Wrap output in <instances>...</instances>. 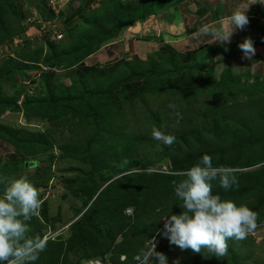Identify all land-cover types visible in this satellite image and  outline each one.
Returning <instances> with one entry per match:
<instances>
[{
    "label": "trees",
    "instance_id": "obj_1",
    "mask_svg": "<svg viewBox=\"0 0 264 264\" xmlns=\"http://www.w3.org/2000/svg\"><path fill=\"white\" fill-rule=\"evenodd\" d=\"M15 1L0 0V45H10L14 36L25 31ZM166 2L102 0L100 6L81 17L77 27L63 29L62 40H47L39 45L26 42L13 50L15 56H9L0 63V117L10 112L22 114L27 121L39 116L40 121L47 119L52 124L63 125L67 123V115H72L77 119L74 127L85 129L86 139L73 140L72 136L70 141L58 147L60 160H67V154H73V160L83 166L65 169L67 176H63L62 181L68 193L82 203V209L77 210L75 216L87 209L68 227L67 236L48 239L46 250L35 264H81L94 258L109 260L112 264H135L133 258L139 249L163 231V216L179 214L183 210L172 182L182 179L180 173L205 154L212 157L215 167L242 170L258 165L247 173L237 171L238 186L228 190L214 181L213 194H219L222 199L232 200L237 205L247 204L259 214L257 223L264 221V80L242 82L229 71L213 79L215 66L228 63L227 58L230 57L222 54V48L214 47L209 48L210 57L195 63L186 61L182 64L176 54L169 51L165 66L156 62H124L114 73H107L99 67L85 68V72L80 74L73 72L75 66L105 43L117 38L135 21L142 22L157 13H164ZM36 3L41 15L52 18V14L45 11V0H36ZM215 54L222 58L214 61ZM41 66L46 68L39 79L42 96L41 92L38 93L41 90L36 88L38 94L26 97L21 106H17L22 87L11 96L1 92V85L11 84L15 75L26 79L28 72H38ZM61 71L69 85L60 80L57 72ZM175 76L180 78L177 83L174 82L177 85L170 83ZM191 88L195 91L209 90L212 94L209 95L217 103H222L210 113L206 128L198 131L199 128L183 127L181 132L173 133L176 137L174 144L165 145L157 152L156 160L140 158L141 151L153 150L154 139L144 132L125 136L122 132L127 129L125 116H134L137 100L146 104L152 94L161 95L169 90L172 93L181 90L187 94ZM260 91L263 94H259ZM146 112L145 119L150 129L165 127L158 113L154 114L148 106ZM183 112L187 113L184 109ZM177 118L181 120L180 116ZM18 128L22 127L12 129L0 123V140L15 149L14 154L8 156L9 167L37 168L39 162L35 158L39 156L52 162L50 130L41 133L31 128ZM203 136L213 140L212 143H204ZM129 155L134 156L129 158ZM27 157H32V160H25ZM166 160L170 164L169 173L159 169L148 171L154 169L153 165L157 162ZM49 163L46 166L48 170ZM47 169L38 167L32 181L35 177L42 179ZM135 169H141V172H132ZM115 175L120 177L113 179ZM104 184L105 187L100 190ZM2 190L3 185H0V194ZM41 207L43 218L51 227L53 219L46 216L47 202L42 201ZM126 209H132L130 216L123 213ZM29 224L30 234L42 237L36 216ZM55 228L54 224L52 229ZM246 240H240V246L236 248L233 244L238 240L229 239L228 255L219 260L206 252L207 249L203 250V254L212 256L213 264H246L250 257L242 251ZM172 246L169 243L162 251Z\"/></svg>",
    "mask_w": 264,
    "mask_h": 264
},
{
    "label": "clouds",
    "instance_id": "obj_2",
    "mask_svg": "<svg viewBox=\"0 0 264 264\" xmlns=\"http://www.w3.org/2000/svg\"><path fill=\"white\" fill-rule=\"evenodd\" d=\"M76 1L79 0H74L70 4ZM221 3L228 10L225 22L219 25H201L192 34L193 40L201 44L205 41L207 44L230 43L234 32L237 29L243 30L249 24L247 12L250 7L254 4H264V0H221ZM238 47L244 54L242 58L251 60L255 55L256 49L250 37H245ZM44 68L41 66V69ZM32 73L28 72L26 79L22 78L23 83L27 81L34 83L29 78ZM34 73L37 74V72ZM41 74L40 71L38 77ZM15 77L18 75L13 78ZM17 79L19 80L15 85L21 80L20 76ZM21 87L23 92L16 102L17 106H21L26 97L27 86L22 84ZM19 101H21L20 104H18ZM168 107L177 117L180 116L177 105L169 104ZM152 137L167 146H171L176 140L175 135L166 134L157 128L152 129ZM236 172L237 169L232 167H215L212 157L205 154L197 163L180 173L183 178L179 181L174 180L172 183L175 195L181 201L179 206L183 210L179 214L163 216L162 234L170 244L182 250L191 249L198 254H202V249H207L208 253L219 260L228 255L227 241L229 239H245L257 228L259 214L247 204L237 205L232 200L222 199L219 194H213L214 181L225 190L238 186ZM165 173H169L168 170ZM0 185H3L2 194H0V264H35L40 254L46 250L48 242L47 237L30 234L29 222L34 216H39L41 208L39 190L26 176L11 180L0 177ZM126 210L123 212L125 215H127ZM127 211L131 213L132 209ZM83 212L75 216L74 221L70 222L66 228L77 221ZM154 236L150 243H146V246L140 248L134 256L135 264H168L167 257L156 251ZM167 245L159 247L164 248ZM121 258L124 259V256Z\"/></svg>",
    "mask_w": 264,
    "mask_h": 264
},
{
    "label": "rangeland",
    "instance_id": "obj_3",
    "mask_svg": "<svg viewBox=\"0 0 264 264\" xmlns=\"http://www.w3.org/2000/svg\"><path fill=\"white\" fill-rule=\"evenodd\" d=\"M35 5V1L33 0L32 6ZM31 6V3L28 5ZM156 16V15H154ZM24 33V32H23ZM22 33V34H23ZM21 34V35H22ZM20 36V35H16ZM15 37V36H14ZM3 44L0 45V63L3 62L9 55H5L6 52L4 51ZM10 51V50H9ZM4 52V53H3ZM45 52V51H44ZM2 53L5 55L2 56ZM13 56L14 53H12ZM204 58H202V61ZM229 64V63H228ZM214 78H218L220 73H227L228 70L221 69V66L216 65L214 68ZM222 70V71H221ZM40 71H44V69H40ZM40 71L35 74L34 72L32 75H29V78L31 81H34V83H31L29 86H27L26 90V97L34 96L41 92V96L43 95V92L40 88V85L38 84L40 77H38V74H40ZM45 72V71H44ZM60 76V80L62 79L63 83L65 85H69V81L66 78L63 71L57 72ZM19 77V76H18ZM21 78V77H20ZM201 80H199L200 82ZM23 84V79L17 83V85L14 84L13 88L7 87L6 84L1 85V92L7 95L6 93H10V96L15 92L16 89H19L20 86ZM251 83H247V85H250ZM241 85V83H240ZM245 85V84H244ZM262 85V83L260 84ZM264 88V84L262 86ZM36 88H38L41 91H38ZM191 88V91L185 94L181 90H176L175 92H171L170 90L168 92L159 94H152L147 98L146 104L143 102L137 100L136 106L134 107L133 112L134 116L132 114H128V116H125L124 124L127 127L125 131L122 130V132L127 135H132L134 132L137 133H147L152 136V129L148 126V123H146L145 115L146 107L148 106L149 109L154 113H158L159 118L161 120V124H165V127L160 130L166 132V134H173L174 132H181V129L184 127V129H187L190 127V129H196L199 128V130H204L206 128V124L209 121V118H211L210 113L217 110L218 107L221 106L222 103H217L216 99L214 97H211L209 94H211L208 91H195ZM207 94L209 96H207ZM259 94H263L262 91L259 92ZM38 95V96H40ZM212 95V94H211ZM25 97V98H26ZM240 99V98H239ZM153 100H156L153 101ZM20 104V103H18ZM160 104V106H159ZM169 104H175L178 106L177 111L180 113V121H178L177 116L175 115V112L171 109H169ZM188 104V105H186ZM183 109L185 110L184 113ZM43 110H41V115H43ZM131 115V116H130ZM157 115V114H156ZM38 117L33 116L30 121H27L22 114L19 116L13 113L5 112L3 117H0V123L10 126L12 129H15L17 127L22 128H31V130H37L41 133H44L46 131L50 130L51 135V142H52V150L51 154L53 155L52 162H47L46 157L39 156L35 159L38 160L39 165L37 168H44L47 169L46 166L49 163V170L47 174L44 175L42 179H38L35 177L34 181V174H36V169H23L17 166H11L7 164L10 163L7 159L8 154L11 152H14V148L1 141L0 147V177L5 178L6 180H11L12 178H19L21 176H26L33 184L35 183V187L39 190L40 193V199L41 202L45 200L48 205V210L46 212V216L48 218H58L61 221L56 224L55 230L49 229L48 223H46V220L43 218V214L41 211L39 212V216H36V218L39 220L41 225V234L42 238L47 237L49 240L55 239L58 235L59 236H67L68 227L66 226L74 221L75 214L77 210L82 209V203L80 200L74 198L68 193L67 187L65 186V182L62 181L63 176H67V174L64 172L65 169L69 170L71 168H83V166L80 163H77L75 160H73V154H67V160H60L59 159V144L67 143L70 141L71 137H73V140L79 139L84 140L86 137L85 135V129L74 127L77 123V119H74L72 115H67V123L65 124H59L54 123L52 124L50 120L44 119L43 121H40ZM70 120V121H69ZM18 128V129H22ZM49 129V130H48ZM76 130V132L72 131ZM204 143H212L213 140H210L207 138V136H203ZM164 144L161 141H158L154 139V147L152 148L150 152L147 150L141 151L139 153V157L144 160H156L157 152L164 148ZM47 156V155H46ZM129 155L128 157L131 158ZM126 157V158H128ZM25 160H32V157H27ZM116 160V158H115ZM123 161L127 162L125 159H122ZM117 161V160H116ZM13 165V164H12ZM258 165L252 166L250 168L237 170L242 171V173L249 172L248 170H253L257 168ZM154 169H149L148 171L152 170H158L165 172L166 170H170V164L168 160L157 162L155 165H153ZM147 171V170H145ZM132 172H141V169H135ZM33 176V177H32ZM119 175H115L113 179L119 178ZM43 181V183H42ZM39 182V183H38ZM100 189H102V187ZM42 210V207L40 208ZM132 213V212H131ZM164 225V219L161 221V226ZM247 244L242 249L243 253L249 257V260L246 264H264V221H262L260 224H258L257 228L250 233L246 237ZM149 244V242H147ZM174 245V244H173ZM171 246V245H170ZM234 247L238 248L240 246V240H238L237 243L233 244ZM163 248L159 247L156 248L157 252L163 253L167 257L168 264H213L212 256H206L203 254L194 253L191 249L182 250L178 246L174 245L166 251H162ZM207 252V250H206ZM122 259V258H121ZM123 260V259H122Z\"/></svg>",
    "mask_w": 264,
    "mask_h": 264
},
{
    "label": "crops",
    "instance_id": "obj_4",
    "mask_svg": "<svg viewBox=\"0 0 264 264\" xmlns=\"http://www.w3.org/2000/svg\"><path fill=\"white\" fill-rule=\"evenodd\" d=\"M121 1L129 2L131 0ZM166 1L164 13H157L156 16H150L142 22L135 21L132 26L122 30L117 38L111 39L75 66L73 72L80 74L85 72V68L99 67L107 73H114L119 67H122L124 62L130 64L156 62L159 66H165L166 57L170 56L169 51H173L182 64L186 61L195 63L197 60L201 61V58L210 57L212 54H210L209 48L214 47L222 48V54L230 56L227 58L229 64H219L221 69H229L228 71L239 77L242 82L252 80L262 82L264 80V7L262 4H254L250 7L247 12L249 24L243 30L237 29L232 35L230 43L213 42L207 44L205 41L201 44L192 39V34L201 25H219L225 22L228 10L221 3V0ZM78 2L77 4H69L60 11L59 23L62 29L71 30L77 27L81 22V17L95 9L92 7L94 5L93 0H79ZM30 3L31 6H28ZM32 3L33 0L15 1L14 5L17 7L22 20L21 24L29 14V8H36V0L35 5L32 6ZM100 3L96 7L100 6ZM73 4L74 8L72 7ZM135 26L138 28L136 31H134ZM245 37L252 39L255 49L263 47L261 49L263 51L262 57L256 55L251 60L242 58L243 52L238 45L244 41ZM213 56H215L214 61L222 58L216 54ZM196 74L200 75L199 72ZM17 78H13L11 84L7 85L8 89L13 88L19 80ZM179 80L180 78L175 76L171 78L170 83H177ZM141 83L140 81L139 84ZM0 147L4 146L0 144ZM13 154L10 152L8 156ZM15 160L18 161V157H15ZM51 219H53L51 220V227L49 226L51 229L54 224L56 225L61 221L58 218Z\"/></svg>",
    "mask_w": 264,
    "mask_h": 264
},
{
    "label": "built area",
    "instance_id": "obj_5",
    "mask_svg": "<svg viewBox=\"0 0 264 264\" xmlns=\"http://www.w3.org/2000/svg\"><path fill=\"white\" fill-rule=\"evenodd\" d=\"M74 0H46L45 2V11L46 13L52 14V18H45L41 15V12L35 8H29V14L25 17L23 21V25L26 27L25 31L20 36L13 37L10 45H3L5 55H9L13 57V50L18 49V47L23 46L26 42L41 44L45 41H60L64 38L63 29L60 26V11L67 7ZM94 5L92 7H96V5L102 0H93ZM264 7V4H262ZM10 50V51H9ZM4 53V52H3ZM2 53V56L4 55ZM4 55V56H5ZM1 57V56H0ZM45 69V68H44ZM26 86H29L30 81L24 82ZM19 101L18 103H20ZM128 210V209H127ZM125 211L127 215H130L128 211ZM132 212V211H131ZM163 231H159V234H155V244L156 248L159 246H165L169 242V240L162 234ZM153 237L150 239L152 240ZM149 240V243H150ZM83 264H111L108 260L94 259L85 261Z\"/></svg>",
    "mask_w": 264,
    "mask_h": 264
},
{
    "label": "water",
    "instance_id": "obj_6",
    "mask_svg": "<svg viewBox=\"0 0 264 264\" xmlns=\"http://www.w3.org/2000/svg\"><path fill=\"white\" fill-rule=\"evenodd\" d=\"M77 3H79V2L78 1L74 2V4H77ZM74 4L72 5L73 8H74ZM137 29H138L137 26H135L134 27V31H136ZM261 49H263V47H260V49H256L254 56L258 55V56H261L262 57L263 56V51H261Z\"/></svg>",
    "mask_w": 264,
    "mask_h": 264
}]
</instances>
